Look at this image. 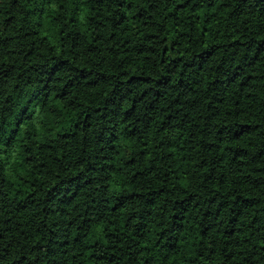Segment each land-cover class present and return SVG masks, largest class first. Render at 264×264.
Returning <instances> with one entry per match:
<instances>
[{"label": "trees", "instance_id": "trees-1", "mask_svg": "<svg viewBox=\"0 0 264 264\" xmlns=\"http://www.w3.org/2000/svg\"><path fill=\"white\" fill-rule=\"evenodd\" d=\"M0 264H264V0H0Z\"/></svg>", "mask_w": 264, "mask_h": 264}]
</instances>
